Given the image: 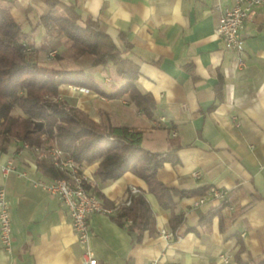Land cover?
<instances>
[{"label": "crops", "instance_id": "0c3cea01", "mask_svg": "<svg viewBox=\"0 0 264 264\" xmlns=\"http://www.w3.org/2000/svg\"><path fill=\"white\" fill-rule=\"evenodd\" d=\"M60 1L74 6L83 18L100 20L120 48L124 41L130 45L127 55L139 66L135 83L156 103L148 116L127 94L109 97L128 81L113 63L86 68L105 93L62 84L61 94L82 95L78 106L98 122L108 118L114 125L142 131L146 148L174 150L180 161L165 162L158 170L167 185H219L235 195L234 207L223 208L222 215L231 216L234 210L237 215L231 224L225 220L223 229L220 214L199 223L201 212L219 201L195 208L193 201L200 194L181 198L175 212L186 219L174 230L171 210L161 206L144 178L128 170L104 182L96 173L99 159L83 162L87 183L106 203L125 199L136 187L156 214L155 229L139 236L112 214L92 213L97 264H242L250 257L264 259V6H256L246 19L244 63H239L215 33L221 8L235 0ZM10 9L36 46L44 43L46 30L39 22L49 5L44 0H15ZM0 153V186L7 190L13 224L11 250L0 240V264H84V246L67 208L39 183L55 176L42 167L51 163L16 141ZM8 158L15 170L6 175L2 165ZM194 169L201 171L200 178L192 175ZM162 229L173 236H163Z\"/></svg>", "mask_w": 264, "mask_h": 264}, {"label": "trees", "instance_id": "16d2710c", "mask_svg": "<svg viewBox=\"0 0 264 264\" xmlns=\"http://www.w3.org/2000/svg\"><path fill=\"white\" fill-rule=\"evenodd\" d=\"M14 1L0 0V149H6L15 136L33 145L40 143L42 135L46 134L79 163L99 159L96 173L104 182L116 180L126 171H132L145 179L161 206L171 210L170 222L172 228L177 229L186 219L184 214L175 212L178 201L185 196L203 194L208 187L182 189L160 180L158 170L165 162L180 161L174 150L146 148L142 131L128 125H114L108 118L98 122L68 104L60 92L63 83L100 93L105 91L96 76L84 67L55 68L50 72L34 56L39 48L46 46L48 35L64 34L76 56L90 54L92 65L113 63L117 73L128 80L116 92L108 93L109 97L127 94L145 115L150 116L156 100L151 93L142 92L135 83L139 66L127 55L130 45L124 41L125 47L120 48L100 20L91 16L83 18L74 6L60 0H44L49 10L41 16L39 24L45 28L46 35L44 43L36 46L31 33L24 30L11 12L10 4ZM15 108H20L24 115L14 114ZM42 167L51 170L55 176L64 175L52 164L43 163ZM234 197V192L230 191L227 198L202 211L199 223H208L214 215L220 214L222 229L225 220L231 224L237 210L226 218L222 210L234 201ZM115 204L114 201L107 203L111 207ZM112 216L120 224L137 231L139 236L156 227V214L142 191H129L127 197L118 202ZM241 249H244L243 245ZM242 264H264V259L250 257Z\"/></svg>", "mask_w": 264, "mask_h": 264}, {"label": "built area", "instance_id": "2783aa9c", "mask_svg": "<svg viewBox=\"0 0 264 264\" xmlns=\"http://www.w3.org/2000/svg\"><path fill=\"white\" fill-rule=\"evenodd\" d=\"M256 6H264V0H235L234 5L221 8L219 21L215 27V33L220 36L226 48L237 54L239 63H244L243 53L245 49L246 35L244 26L247 17ZM165 119L161 117V120ZM239 124V122H237ZM176 134V131H173ZM24 146L30 148L39 159L50 162L55 168L64 173L63 176H54L48 181L39 182L51 194L57 196L67 208L71 223L79 242L84 246L83 263L97 264V258L91 245L92 229L90 216L94 212L113 214L117 209L115 206H108L104 199L91 187H87L86 176L82 171L81 163L76 161L72 155L65 151L57 142H45L33 144L25 142ZM1 157V153H0ZM15 170L12 158H8L2 165L4 174ZM192 175L201 177V171L194 169ZM137 192L136 187H132ZM230 190L219 185H210L207 191L200 194L193 201V206L199 208L213 200H223L228 197ZM130 199L127 200V203ZM232 209L234 206L229 205ZM130 222V219L128 220ZM161 234L167 238L173 236L171 230L162 229ZM0 240L6 250H11L13 240V224L10 200L7 190L0 186ZM154 264H157L154 262ZM170 264H181L173 260Z\"/></svg>", "mask_w": 264, "mask_h": 264}, {"label": "rangeland", "instance_id": "374dc122", "mask_svg": "<svg viewBox=\"0 0 264 264\" xmlns=\"http://www.w3.org/2000/svg\"><path fill=\"white\" fill-rule=\"evenodd\" d=\"M49 36H50L49 42L47 41L46 46L44 48H39L35 52L34 56L41 64L47 66L50 72H52L51 70H54L55 68L76 69V68L84 67L86 69L91 66H96L91 64L92 56L90 54H82L80 56H76L75 49L70 46L69 40L64 34L49 35ZM63 84H71V83H63ZM61 96L64 99H66L68 104L74 106L75 108L83 111L84 113L90 116V114L87 111L80 108L77 104L78 100H80V97H82V95L76 96L74 98H67L62 94ZM13 113L16 115L19 114L24 115L23 111L20 108H15ZM11 141L21 142L23 145L25 143L21 138L17 136L13 137ZM45 142H57V141L55 139H51L48 135L43 134L42 141L37 144H42Z\"/></svg>", "mask_w": 264, "mask_h": 264}]
</instances>
